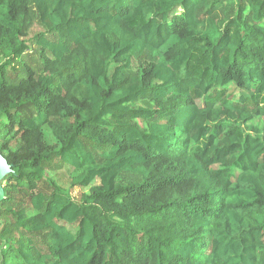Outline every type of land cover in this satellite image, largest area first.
Returning a JSON list of instances; mask_svg holds the SVG:
<instances>
[{
  "label": "trees",
  "instance_id": "16d2710c",
  "mask_svg": "<svg viewBox=\"0 0 264 264\" xmlns=\"http://www.w3.org/2000/svg\"><path fill=\"white\" fill-rule=\"evenodd\" d=\"M0 56V264H264V0H0Z\"/></svg>",
  "mask_w": 264,
  "mask_h": 264
},
{
  "label": "rangeland",
  "instance_id": "374dc122",
  "mask_svg": "<svg viewBox=\"0 0 264 264\" xmlns=\"http://www.w3.org/2000/svg\"><path fill=\"white\" fill-rule=\"evenodd\" d=\"M34 15H31V21H32V26L34 25L35 27L31 30V31H40L41 28L39 26H37V22L36 19L34 18ZM29 20L25 21V20H20L17 25L19 27L21 26H27L29 24ZM30 31V32H31ZM2 59L6 60L5 58H3L2 56H0ZM2 60L0 59V64H1ZM12 66L14 67L15 71L18 72L19 70H29V71H33V72H40V66H39V61L37 59V50L35 49V47H31L30 51L25 53L23 56H21L20 59L13 61ZM14 71V72H15ZM16 72L15 73H11V77H15L16 76ZM3 123V121H2ZM254 125L260 127L263 129L264 127V121L263 120H255ZM263 134V133H262ZM45 135H46V139L47 142L50 143L51 142V134L49 129L45 130ZM264 135V134H263ZM62 171L59 172H53V174H60L59 175V179L61 180L62 183H68V179L66 177V175L62 174ZM49 175H52L51 172H48ZM120 183H128V176L123 175L120 177L119 179ZM79 193L76 189L75 194ZM0 224H1V219H0ZM9 264H14L13 262H9Z\"/></svg>",
  "mask_w": 264,
  "mask_h": 264
},
{
  "label": "water",
  "instance_id": "95a60500",
  "mask_svg": "<svg viewBox=\"0 0 264 264\" xmlns=\"http://www.w3.org/2000/svg\"><path fill=\"white\" fill-rule=\"evenodd\" d=\"M13 173L11 166L8 165L6 159L0 154V201L4 198V191L2 188V181Z\"/></svg>",
  "mask_w": 264,
  "mask_h": 264
}]
</instances>
